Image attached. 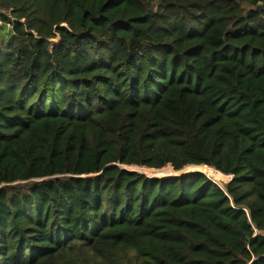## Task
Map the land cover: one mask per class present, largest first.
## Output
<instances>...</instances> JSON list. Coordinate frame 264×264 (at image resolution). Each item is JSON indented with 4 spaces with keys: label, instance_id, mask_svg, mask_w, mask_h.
I'll list each match as a JSON object with an SVG mask.
<instances>
[{
    "label": "trees",
    "instance_id": "1",
    "mask_svg": "<svg viewBox=\"0 0 264 264\" xmlns=\"http://www.w3.org/2000/svg\"><path fill=\"white\" fill-rule=\"evenodd\" d=\"M0 23V264H264V0H0Z\"/></svg>",
    "mask_w": 264,
    "mask_h": 264
},
{
    "label": "rangeland",
    "instance_id": "2",
    "mask_svg": "<svg viewBox=\"0 0 264 264\" xmlns=\"http://www.w3.org/2000/svg\"><path fill=\"white\" fill-rule=\"evenodd\" d=\"M9 26H5V25H2L0 23V42L2 41V39H5L8 35H9ZM168 167V166H166ZM128 170H134V171H137L141 174H144V175H148L150 177H171V176H178V175H181V174H184L185 172L187 173L188 172H201V173H204L207 177H209L210 179H212L214 182H216L217 184H219L222 188L228 184L230 181L229 179L226 177L225 179V176L222 177L220 175H216L214 173H211L209 172V170L207 171L206 169L202 168V167H198L196 169H185V170H181L179 172H175L169 169H166V170H158V171H146L144 172V169L143 168H140V167H132V168H126Z\"/></svg>",
    "mask_w": 264,
    "mask_h": 264
},
{
    "label": "water",
    "instance_id": "3",
    "mask_svg": "<svg viewBox=\"0 0 264 264\" xmlns=\"http://www.w3.org/2000/svg\"><path fill=\"white\" fill-rule=\"evenodd\" d=\"M260 9H261V7L258 6V7L256 8V11L259 12ZM148 14L151 15V14H152V11L149 10ZM127 167H128V166H124V167H122V169H126ZM126 170H128V169H126ZM129 171L137 172V171H134V170H129ZM154 171H158V170H154ZM137 173H139V172H137ZM187 173H194V172H188V171H187ZM187 173L185 172L184 175H187ZM198 173H201V172H198ZM140 174H141V173H140ZM201 174L205 175L204 173H201ZM142 175H144V174H142ZM146 176L149 177V178H158V179L168 177V176H166V177H150V176H148V175H146ZM205 176H206V175H205ZM171 177H175V176H171ZM206 177H207V176H206ZM207 178H208V177H207ZM231 178H232V176L230 177V180H231ZM211 180H212V179H211ZM212 181H213V180H212ZM213 182H214V181H213ZM218 185H219V184H218ZM219 186H220V185H219Z\"/></svg>",
    "mask_w": 264,
    "mask_h": 264
}]
</instances>
